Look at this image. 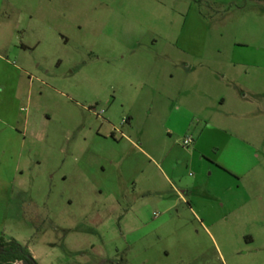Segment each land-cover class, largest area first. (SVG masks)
Listing matches in <instances>:
<instances>
[{"label": "rangeland", "instance_id": "1", "mask_svg": "<svg viewBox=\"0 0 264 264\" xmlns=\"http://www.w3.org/2000/svg\"><path fill=\"white\" fill-rule=\"evenodd\" d=\"M12 239L39 264H264V0H0Z\"/></svg>", "mask_w": 264, "mask_h": 264}, {"label": "trees", "instance_id": "2", "mask_svg": "<svg viewBox=\"0 0 264 264\" xmlns=\"http://www.w3.org/2000/svg\"><path fill=\"white\" fill-rule=\"evenodd\" d=\"M39 264L28 245L16 239L0 242V264Z\"/></svg>", "mask_w": 264, "mask_h": 264}, {"label": "crops", "instance_id": "3", "mask_svg": "<svg viewBox=\"0 0 264 264\" xmlns=\"http://www.w3.org/2000/svg\"><path fill=\"white\" fill-rule=\"evenodd\" d=\"M177 45V44H176ZM177 47L180 49V46L177 45ZM116 81V80H115ZM120 81V80H119ZM115 93H116V97H115V103L119 100V104H121V106L124 108L125 106H127V100H128V94H127V87L125 88L123 86V82H115ZM162 86V85H161ZM167 90V89H166ZM168 94V91H167ZM117 106V105H116ZM107 138V137H106ZM115 142V141H114ZM197 146V142L195 141L194 146ZM148 156L151 157V155L148 154ZM97 162L99 163V165L105 170L107 171L108 166L111 168V172L113 174H116V169L119 168L120 172H124L125 171V166H124V159L119 157L117 155H110V158L105 159L103 158L101 155L100 157L97 158ZM32 252V251H31ZM33 254V253H32Z\"/></svg>", "mask_w": 264, "mask_h": 264}, {"label": "built area", "instance_id": "4", "mask_svg": "<svg viewBox=\"0 0 264 264\" xmlns=\"http://www.w3.org/2000/svg\"><path fill=\"white\" fill-rule=\"evenodd\" d=\"M193 142V138L190 136H187L186 138H185V141H184V144H186V145H190L191 143Z\"/></svg>", "mask_w": 264, "mask_h": 264}, {"label": "flooded vegetation", "instance_id": "5", "mask_svg": "<svg viewBox=\"0 0 264 264\" xmlns=\"http://www.w3.org/2000/svg\"><path fill=\"white\" fill-rule=\"evenodd\" d=\"M95 109V108H94Z\"/></svg>", "mask_w": 264, "mask_h": 264}]
</instances>
